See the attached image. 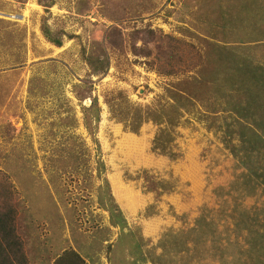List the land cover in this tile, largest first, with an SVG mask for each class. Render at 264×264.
Returning <instances> with one entry per match:
<instances>
[{
  "label": "rangeland",
  "instance_id": "1",
  "mask_svg": "<svg viewBox=\"0 0 264 264\" xmlns=\"http://www.w3.org/2000/svg\"><path fill=\"white\" fill-rule=\"evenodd\" d=\"M2 181L27 264H264V0H0Z\"/></svg>",
  "mask_w": 264,
  "mask_h": 264
},
{
  "label": "trees",
  "instance_id": "2",
  "mask_svg": "<svg viewBox=\"0 0 264 264\" xmlns=\"http://www.w3.org/2000/svg\"><path fill=\"white\" fill-rule=\"evenodd\" d=\"M56 47L61 46V42L53 40ZM95 53V51H94ZM91 55L89 64L94 70L99 72L105 67L98 54ZM10 184L0 182V264H27L21 252V240L15 233L14 220L15 209L12 205V193L9 190ZM11 258H9V257ZM52 264H85L81 256L73 250L65 251L58 256Z\"/></svg>",
  "mask_w": 264,
  "mask_h": 264
},
{
  "label": "crops",
  "instance_id": "3",
  "mask_svg": "<svg viewBox=\"0 0 264 264\" xmlns=\"http://www.w3.org/2000/svg\"><path fill=\"white\" fill-rule=\"evenodd\" d=\"M91 258L93 259L94 257H92V255H91ZM86 263L89 264V262L87 260H86Z\"/></svg>",
  "mask_w": 264,
  "mask_h": 264
}]
</instances>
